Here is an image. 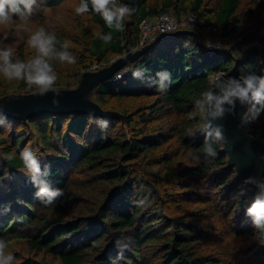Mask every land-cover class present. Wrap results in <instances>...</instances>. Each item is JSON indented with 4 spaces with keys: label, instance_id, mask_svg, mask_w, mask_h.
Masks as SVG:
<instances>
[{
    "label": "trees",
    "instance_id": "obj_1",
    "mask_svg": "<svg viewBox=\"0 0 264 264\" xmlns=\"http://www.w3.org/2000/svg\"><path fill=\"white\" fill-rule=\"evenodd\" d=\"M78 2L38 0L29 23L32 28L37 22L51 26L58 42L70 41L77 56L74 65L53 62L54 88H75L83 73L124 55L126 45L132 51L142 48L144 19L195 16L199 43L186 34L156 39L130 65L132 72L143 70L144 80L131 72L122 80L100 83L93 100L121 113L124 121L106 119L107 127L101 128L102 118L95 116L45 114L0 123V239L6 240V251L20 264H264V241L256 238L246 213L253 198L242 194L245 188L229 166L224 145H216L218 155L211 163H197L190 155L201 153L205 142L195 100L212 87V77L264 75V19L247 28L256 16L250 5L245 15L250 20L244 18L242 0H125L135 11L116 31L98 15L76 16ZM101 29L112 32L110 43L95 35ZM10 31L21 32L22 39L9 44L17 36H7L0 46L11 45L20 59L35 54L26 43L28 32ZM209 31L225 50L208 47ZM165 69L171 80L161 93L149 78ZM9 90L32 93L23 81L0 77V97ZM123 102L129 103L112 106ZM245 127L264 142V117ZM26 147L42 166L50 165V183L64 191L54 206H43L34 195L18 159ZM198 199L202 209L184 210ZM212 243L221 245L222 252H208Z\"/></svg>",
    "mask_w": 264,
    "mask_h": 264
},
{
    "label": "clouds",
    "instance_id": "obj_2",
    "mask_svg": "<svg viewBox=\"0 0 264 264\" xmlns=\"http://www.w3.org/2000/svg\"><path fill=\"white\" fill-rule=\"evenodd\" d=\"M37 3L38 0H0V27L4 29L0 41L7 39L10 28L26 31L29 33L26 43L35 53L29 58L20 59L16 57L11 45L0 46V77L9 82L23 81L34 94L43 96L53 90L58 80L53 62L74 65L77 63V56L70 50V41L65 40L62 44L58 42L51 26L29 27ZM73 11L80 17L98 15L108 29L122 31L126 19L135 9L125 0H79ZM95 35L106 44L113 39L111 31L104 32L101 29L95 31ZM208 47H213L211 42ZM132 76L145 79L143 70L139 69L133 71ZM170 80L171 73L165 69L157 72L154 80L149 78V83L163 93L167 91ZM8 94L15 95L12 90ZM53 103L58 104L59 101L54 100ZM237 104L246 108L242 118L245 123L264 117V75L247 72L239 77L219 79L195 100V107L203 121V127L199 131L204 133L205 142L201 153L190 154L193 161L199 163L203 159L204 162L211 163L217 157L216 145H223L227 138L223 125L216 121L234 114ZM0 117H3L0 119V123H3L6 117L2 109ZM98 124L101 128H106L108 121L101 119ZM189 134L195 135V132L189 131ZM18 159L22 162L25 175L36 189V199L45 207L56 205L64 196V191L50 183V165L42 166L39 156L29 147L19 152ZM245 183L256 187L255 199L247 207L246 213L257 229L256 238L264 241V177L251 176ZM246 191L242 190V194ZM7 248L6 240L0 239V264H20L13 252L6 251Z\"/></svg>",
    "mask_w": 264,
    "mask_h": 264
},
{
    "label": "water",
    "instance_id": "obj_3",
    "mask_svg": "<svg viewBox=\"0 0 264 264\" xmlns=\"http://www.w3.org/2000/svg\"><path fill=\"white\" fill-rule=\"evenodd\" d=\"M191 35L199 43V36L191 30H178L171 34L159 37L156 41H163L180 35ZM156 41H152L142 48L132 51L127 45V54L119 57L111 65L99 70H91L83 73L79 85L74 89H56L40 96L32 93H20L13 96L0 97V109L6 118L26 121L45 114L57 116L90 115L102 119L122 118L121 113L113 110H104L92 98L93 93L101 82L112 79L118 72L135 63L145 54ZM232 77H235L234 75ZM221 77L216 79H226ZM213 85L215 84V82ZM58 100V104L53 101ZM246 108L237 104L234 114L226 115L216 123L222 124L227 138L223 151L229 156V166L235 167L238 172V180L247 190V194L255 199L256 187L246 184L248 177H264V142L255 139L245 127L244 118ZM3 117H0L2 119Z\"/></svg>",
    "mask_w": 264,
    "mask_h": 264
},
{
    "label": "rangeland",
    "instance_id": "obj_4",
    "mask_svg": "<svg viewBox=\"0 0 264 264\" xmlns=\"http://www.w3.org/2000/svg\"><path fill=\"white\" fill-rule=\"evenodd\" d=\"M243 2V15H244V18H245V15H246V10H247V7L248 6H250L251 5V8L253 9V12L255 11V13H254V15L256 16L253 20H251L248 24H246L247 25V28L248 27H251V25L254 23V21L256 20V19H258V18H261V19H264V0H252V1H254V3L253 4H250L249 2L251 1V0H242ZM169 15H171V16H174V15H172V14H169ZM175 17V16H174ZM247 21H249L250 20V18H245ZM37 26H38V22H37ZM36 26V27H37ZM30 27V26H29ZM246 28V27H245ZM182 30H191V31H194V32H196L197 33V31L195 30V29H192V28H186V29H182ZM3 32H4V29L2 28V27H0V35H2L3 34ZM209 34H208V38H207V41H209V42H211L212 43V45H213V47H211L214 51H216V50H219L220 49V51L221 50H225V48L223 47L224 46V42H221V41H219L216 37H214V35H213V33L212 32H208ZM18 34V35H17ZM197 35L199 36V34L197 33ZM15 36H17L16 38H15V40H7V42L10 44V42L11 43H14V41H16L17 39H22V37H23V35H22V33L20 32V33H16V35H14L13 34V32L12 31H10V29H8V37L9 38H13V37H15ZM4 42H6V40H3ZM0 42H2V41H0ZM6 42V43H7ZM208 42V43H209ZM127 54V50H126V52H125V54L124 55H122L121 57H124L125 55ZM119 59V57H117V58H115V59H113L112 61H111V64L114 62V61H116V60H118ZM110 64V65H111ZM107 66H109V65H107ZM107 66H105V67H107ZM104 68V67H103ZM101 69V68H100ZM93 70H99L97 67H95V68H93ZM221 77H226L224 74H222V73H218L217 75H215V76H213L212 77V80L213 81H216V79H218V78H221ZM214 83V82H213ZM78 87V85L75 87V88H77ZM56 89H63V88H56ZM72 89H74V88H72ZM15 93V92H14ZM20 93H25V92H19V93H15V94H20ZM8 95V94H7ZM141 101H137L134 105H137V104H139ZM112 103V102H111ZM126 103H129V102H123V103H115V105H112V104H114V103H112L111 105L112 106H114V107H116L117 109H120V106H124V104H126ZM6 129H9L8 127H5ZM195 189L196 190H198V187H195ZM203 208V201L201 200V199H198L197 200V202L195 203V204H191V205H189V206H184V210L185 211H191V212H194V211H197V210H200V209H202ZM203 216H208L205 212H203V213H201ZM28 220V219H27ZM27 220H25V222H27ZM207 220H209L208 219V217H206V220L205 221H203V222H206ZM25 222H23L22 224H24ZM22 224H20V225H22ZM19 225V226H20ZM206 248H207V250H208V252H211V253H214V254H219L220 252H222V250H223V248L221 247V245H217V244H215V243H212V244H209V245H207L206 246ZM230 264H232V263H230Z\"/></svg>",
    "mask_w": 264,
    "mask_h": 264
},
{
    "label": "built area",
    "instance_id": "obj_5",
    "mask_svg": "<svg viewBox=\"0 0 264 264\" xmlns=\"http://www.w3.org/2000/svg\"><path fill=\"white\" fill-rule=\"evenodd\" d=\"M198 22V19L192 15L174 17L169 14H163L157 20L144 19L140 24V45L143 47L161 36L171 34L178 30L186 28H192L196 30L198 29ZM209 48L213 50L211 47ZM131 72L132 69L130 66H128L118 72L117 75L113 77V79L122 80L130 75Z\"/></svg>",
    "mask_w": 264,
    "mask_h": 264
},
{
    "label": "bare ground",
    "instance_id": "obj_6",
    "mask_svg": "<svg viewBox=\"0 0 264 264\" xmlns=\"http://www.w3.org/2000/svg\"><path fill=\"white\" fill-rule=\"evenodd\" d=\"M158 39V38H157ZM147 45V44H146Z\"/></svg>",
    "mask_w": 264,
    "mask_h": 264
}]
</instances>
